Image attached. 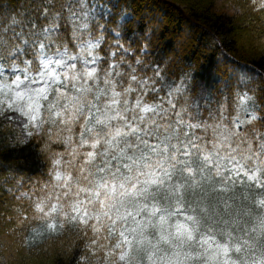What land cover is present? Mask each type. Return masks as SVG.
<instances>
[{
    "label": "snow or ice",
    "instance_id": "6c2138e0",
    "mask_svg": "<svg viewBox=\"0 0 264 264\" xmlns=\"http://www.w3.org/2000/svg\"><path fill=\"white\" fill-rule=\"evenodd\" d=\"M33 11L27 32L15 18L0 28V109L46 136L52 165L15 196L28 205L17 223L74 231L77 264H264V117L252 98L239 106L248 119L229 120L227 99L213 108L191 71L169 82L167 62L147 59L150 39L122 36L124 11L104 23L110 12L84 0Z\"/></svg>",
    "mask_w": 264,
    "mask_h": 264
},
{
    "label": "trees",
    "instance_id": "16d2710c",
    "mask_svg": "<svg viewBox=\"0 0 264 264\" xmlns=\"http://www.w3.org/2000/svg\"><path fill=\"white\" fill-rule=\"evenodd\" d=\"M95 10L105 19L115 17L121 23L131 22L124 27L122 36L132 40L133 47L149 43L150 61L168 64V80L177 81L184 72L191 71L195 77L194 86H202L211 97L216 108L227 99L229 120L239 114L244 96L251 100L244 105L251 111L253 105L257 115L264 117V0H93ZM89 10L94 9L92 0H84ZM79 7L80 0H72ZM104 3L106 10H100ZM36 0H0V28L7 27L12 18L19 23V31L30 26L35 15ZM38 24L47 21H37ZM95 22L90 26L93 36L98 35ZM114 24L107 27L112 28ZM64 38L70 40V28ZM246 40L241 39L242 34ZM105 40L111 36L105 34ZM71 46V45H70ZM107 47V43L103 45ZM199 91V89H197ZM203 103V101H201ZM207 118V113H205ZM256 127L264 130V121ZM17 133L11 128L0 129V264H77L83 252V245L74 231L47 233L35 236V224L17 223L14 209L27 207V202H18L7 189L18 181L22 190L32 191V185L46 181L52 167L49 155L42 151L46 136L35 135L25 144H14L10 137ZM55 146L53 151H62ZM39 192L33 196L37 199Z\"/></svg>",
    "mask_w": 264,
    "mask_h": 264
},
{
    "label": "rangeland",
    "instance_id": "374dc122",
    "mask_svg": "<svg viewBox=\"0 0 264 264\" xmlns=\"http://www.w3.org/2000/svg\"><path fill=\"white\" fill-rule=\"evenodd\" d=\"M241 39L244 41L247 39L246 34L241 35ZM6 110L0 109V129H4L6 127H12L13 130L17 132V135L14 137H10L9 141L14 144L26 143L29 140L26 131L23 128V124L21 119L19 118L18 114L7 113L5 114ZM16 184V183H15ZM8 189H13L14 196H19L21 188L16 190V187L10 186Z\"/></svg>",
    "mask_w": 264,
    "mask_h": 264
}]
</instances>
